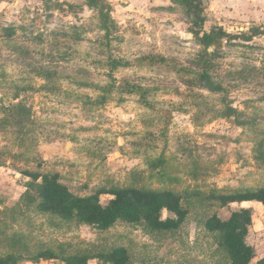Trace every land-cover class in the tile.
<instances>
[{
	"label": "rangeland",
	"instance_id": "1",
	"mask_svg": "<svg viewBox=\"0 0 264 264\" xmlns=\"http://www.w3.org/2000/svg\"><path fill=\"white\" fill-rule=\"evenodd\" d=\"M208 1L204 28L231 37L205 50L191 15L170 0H0V115L17 86L49 88L20 99L33 110L37 140L20 147L13 132L0 131V220L14 226L12 236L26 232L57 253L59 245L66 254L125 246L132 264H199L204 255L191 243L206 195L264 187V23L237 27ZM22 170L59 172L81 196L114 185L173 190L185 194L194 219L180 238L156 242L126 226L54 229L21 206L30 182ZM246 206L220 215L253 210L256 264L264 258V207ZM28 244L17 264H63L34 260Z\"/></svg>",
	"mask_w": 264,
	"mask_h": 264
},
{
	"label": "trees",
	"instance_id": "2",
	"mask_svg": "<svg viewBox=\"0 0 264 264\" xmlns=\"http://www.w3.org/2000/svg\"><path fill=\"white\" fill-rule=\"evenodd\" d=\"M170 1L185 7L191 15L194 35L205 50L223 38L231 37L222 27L204 28L206 0ZM108 22L106 17L104 24L107 28ZM44 89L49 88L43 86L36 90L31 86H17L9 98L10 103L1 108L0 131L13 132L20 147L37 140L39 134L33 110L20 100L21 96ZM20 173L30 179L27 191L21 196V206L38 216H44L54 229L86 225L98 232H107L117 226H126L140 230L156 242L180 238L186 224L194 219L191 210L184 204L185 194L173 190L114 185L103 186L93 194L81 196L62 183L59 172L22 170ZM102 195H110L112 199L104 203ZM206 196L207 211L203 216L195 217L198 233L191 243L195 250H201L204 255L199 264H254L256 250L248 243L253 227V210H234L224 218L220 212L233 204L245 202H257L264 207V187L239 193H221L213 189ZM13 210L15 214L12 216L18 217L16 210ZM165 211L172 216L164 219L162 215ZM13 228L12 224L0 220V264H17V260L23 256L22 244L31 241L32 249L37 252L36 258H33L36 261L61 260L63 264H89L92 260H98L102 264H132L131 252L125 246L97 247L92 252L66 254L64 245H59L60 253H57L45 242L35 243L26 232L17 237V231L13 230L15 234L12 236L9 232ZM27 248H30L29 244ZM191 263L194 264L193 261ZM256 264H264V258Z\"/></svg>",
	"mask_w": 264,
	"mask_h": 264
},
{
	"label": "crops",
	"instance_id": "3",
	"mask_svg": "<svg viewBox=\"0 0 264 264\" xmlns=\"http://www.w3.org/2000/svg\"><path fill=\"white\" fill-rule=\"evenodd\" d=\"M121 1L128 4V6H139L141 3L146 2V0ZM149 2L152 5L165 4V0H149ZM207 3L212 12L231 20L230 23L237 27L247 26L250 28L264 23V0H209ZM254 203L257 202H245L240 205L241 207H247L246 205Z\"/></svg>",
	"mask_w": 264,
	"mask_h": 264
},
{
	"label": "water",
	"instance_id": "4",
	"mask_svg": "<svg viewBox=\"0 0 264 264\" xmlns=\"http://www.w3.org/2000/svg\"><path fill=\"white\" fill-rule=\"evenodd\" d=\"M188 37H189V38H193V35H189Z\"/></svg>",
	"mask_w": 264,
	"mask_h": 264
}]
</instances>
